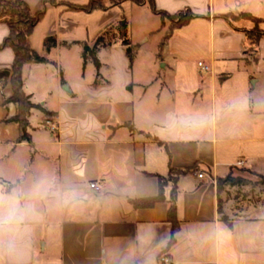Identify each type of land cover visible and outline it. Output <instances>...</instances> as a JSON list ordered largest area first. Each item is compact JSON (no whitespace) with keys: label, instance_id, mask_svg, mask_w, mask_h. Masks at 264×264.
Instances as JSON below:
<instances>
[{"label":"crops","instance_id":"crops-1","mask_svg":"<svg viewBox=\"0 0 264 264\" xmlns=\"http://www.w3.org/2000/svg\"><path fill=\"white\" fill-rule=\"evenodd\" d=\"M22 1L43 9V0ZM101 3L91 13L48 4L30 35L55 63L23 69L26 94L51 113L32 112L31 143L6 122L17 114L4 105L10 82L0 89V264H264V197L227 224L217 186L236 169L264 176V38L252 45L255 24L240 17L264 20V0H154L159 11L195 16L163 47L166 25L147 4ZM124 25L133 61L118 39ZM8 34L0 23V43ZM93 53L99 68L84 59ZM13 61L12 49L0 51V71ZM170 167L191 170L173 182Z\"/></svg>","mask_w":264,"mask_h":264},{"label":"trees","instance_id":"trees-1","mask_svg":"<svg viewBox=\"0 0 264 264\" xmlns=\"http://www.w3.org/2000/svg\"><path fill=\"white\" fill-rule=\"evenodd\" d=\"M125 1H131L137 5H148L151 11L159 15L163 22L168 20L170 25L167 33L161 43L163 47L167 40L170 38L173 31L177 28L185 26L189 21L195 18V16L190 11H184L175 15H170L166 12L159 11L154 3V0H109L111 6H120ZM54 6H64L71 11H83L86 13H91L94 10H104L106 7L95 0H91L87 5H76L71 3H59L57 0H43V9L37 13L32 12L29 5L22 0H0V23H4L9 28L8 36L0 43V51L10 48L14 52V61L11 70L0 71V89L4 88L8 82H10L13 90V95L10 99L4 98V105L8 103H13L17 107V114L6 120L7 123H15L19 126L20 137L19 142L31 143L32 138L30 134V122L29 118L34 110L42 111L46 116L51 115L46 109L41 107L39 104L32 102L31 97L26 94L24 90V79H23V69L28 64H55L51 62L47 57L40 55L35 49H33L28 39L32 34L34 28L41 21L45 15L47 5ZM240 17L250 19L254 22V29L247 31L246 36L250 43L254 46L258 45L259 41L264 38V32L258 27L260 23L264 20L256 19L250 15H241ZM240 17L234 15H225L223 18L226 21H234ZM107 33V32H106ZM118 39L123 47L126 48L127 55L130 61H133V46L130 42L128 31L126 25L119 29ZM102 37H99L97 42L101 41ZM57 46L56 37H47L44 40V47L47 51ZM88 57L93 61L96 68H99L100 64L95 54L87 56L84 54L85 61ZM191 168L184 170H175L170 167L169 169V179L170 181H175L181 174L187 173ZM254 174V173H252ZM259 179L258 184L264 186V176L257 175ZM161 190L165 185V180L159 178ZM228 182H232L233 185L236 183L234 180L228 176L225 179H218V193L223 189V186ZM163 200V194L160 193L157 197L135 201L134 206L139 207H149L154 203ZM170 207L168 211V221L172 224L173 234L178 230V218H177V205H176V189L174 188L171 192ZM221 210V209H220ZM222 221L230 224V221L226 217H222ZM173 241V237L170 244Z\"/></svg>","mask_w":264,"mask_h":264},{"label":"rangeland","instance_id":"rangeland-1","mask_svg":"<svg viewBox=\"0 0 264 264\" xmlns=\"http://www.w3.org/2000/svg\"><path fill=\"white\" fill-rule=\"evenodd\" d=\"M165 25L166 34L170 25L168 20H165ZM230 177L236 184L228 182L220 192L222 214L229 220L235 216L233 213L236 209L245 204H258L264 197V186L258 184L257 176L246 169L233 170Z\"/></svg>","mask_w":264,"mask_h":264},{"label":"built area","instance_id":"built-area-1","mask_svg":"<svg viewBox=\"0 0 264 264\" xmlns=\"http://www.w3.org/2000/svg\"><path fill=\"white\" fill-rule=\"evenodd\" d=\"M97 2H103L104 0H95ZM199 68L201 69V71L203 72H208L209 68L203 63V62H199L198 63ZM52 130H56V127H51ZM205 177V175L203 173H199L198 174V178L203 179ZM91 187L97 191H100L102 189V186L99 183H93L91 184ZM162 264H170L168 259L165 257H162Z\"/></svg>","mask_w":264,"mask_h":264}]
</instances>
